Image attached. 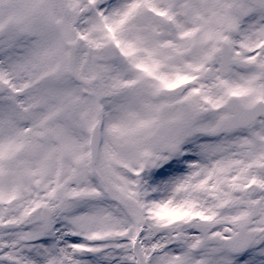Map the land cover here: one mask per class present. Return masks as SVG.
Wrapping results in <instances>:
<instances>
[{"label":"snow or ice","instance_id":"1","mask_svg":"<svg viewBox=\"0 0 264 264\" xmlns=\"http://www.w3.org/2000/svg\"><path fill=\"white\" fill-rule=\"evenodd\" d=\"M0 264H264V0H0Z\"/></svg>","mask_w":264,"mask_h":264}]
</instances>
